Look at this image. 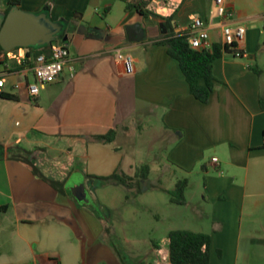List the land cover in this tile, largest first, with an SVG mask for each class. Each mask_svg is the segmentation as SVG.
I'll return each mask as SVG.
<instances>
[{"label": "crops", "instance_id": "1", "mask_svg": "<svg viewBox=\"0 0 264 264\" xmlns=\"http://www.w3.org/2000/svg\"><path fill=\"white\" fill-rule=\"evenodd\" d=\"M10 1L0 0V18ZM16 1L61 24L75 12L81 19L64 25L56 41L67 35L69 62L35 100L26 83L34 58L49 47L0 54L2 94L11 97H0V264H119L100 240L111 228L76 201L68 181L79 175L98 193L122 186L99 177L118 171L135 178L145 165L141 181L153 172L156 181L136 195L167 196L152 216L143 264H170L168 233L179 229L210 236L209 264H264V0H225L246 26L243 54L215 60L206 103L191 95L178 62L156 42L167 34L163 18L173 16L175 33L200 18L211 44L223 46L213 0H152L146 16L132 7L139 0ZM118 51L132 58V74H124ZM111 130L112 142L96 140ZM22 149L62 191L12 158ZM183 179L186 203H171L168 192Z\"/></svg>", "mask_w": 264, "mask_h": 264}, {"label": "trees", "instance_id": "2", "mask_svg": "<svg viewBox=\"0 0 264 264\" xmlns=\"http://www.w3.org/2000/svg\"><path fill=\"white\" fill-rule=\"evenodd\" d=\"M152 0H139L135 5L137 11L146 16L150 13L147 10L149 2ZM19 6L18 1L11 0L8 9L4 12L2 19L11 10L12 7ZM130 4L126 8H130ZM81 14L75 12L72 18L63 23L70 25L79 21ZM167 34L162 40L157 41L159 45H164L167 49V54L175 59L185 80L189 86L191 95L202 103H206L215 86V78L213 76V63L220 58L223 53L228 52V47L225 45H212L211 50L193 49L188 41L187 32L175 33L172 20L173 16L163 18ZM49 46H44L48 48ZM0 54L6 55L5 51L0 47ZM0 97L11 98L8 95L0 94ZM115 138V131L111 130L106 135L98 136L96 140L110 143ZM31 151L22 149V153L13 156L12 158L19 160L31 167L33 174L43 181L49 183L53 188L62 191L63 183L46 178L39 169L33 164L30 159ZM149 174V167L142 166L139 169L135 178L119 173L118 171L107 177H99L98 179L110 185H122L126 188H137V192L141 191L140 181L145 180ZM187 186V180H179L174 189L169 191L170 202L177 205L186 203L184 191ZM169 239V262L170 264H209L210 259V236L205 233L193 232L191 230L179 229L172 230L168 233ZM118 258L124 263L125 255L121 251L116 250Z\"/></svg>", "mask_w": 264, "mask_h": 264}, {"label": "rangeland", "instance_id": "3", "mask_svg": "<svg viewBox=\"0 0 264 264\" xmlns=\"http://www.w3.org/2000/svg\"><path fill=\"white\" fill-rule=\"evenodd\" d=\"M60 36H63L62 34ZM42 47H29L27 50L37 52ZM24 49V50H26ZM156 172H153L150 181H140L143 189L150 182H155ZM82 181L79 175L72 176L68 181L70 190L78 186ZM84 187L88 192L89 203L95 214L100 218L102 224L108 225L111 231L105 232L101 236V243L107 245L112 250L121 251L125 255L124 263L119 259V264H143V258L152 249L149 241L150 225L154 224L153 214L156 212L161 196L167 195L161 192H154V200L151 201L150 195L147 200L145 197L136 195L137 188H126L124 186L110 187L94 193V184L85 180ZM99 200L103 205H98Z\"/></svg>", "mask_w": 264, "mask_h": 264}, {"label": "built area", "instance_id": "4", "mask_svg": "<svg viewBox=\"0 0 264 264\" xmlns=\"http://www.w3.org/2000/svg\"><path fill=\"white\" fill-rule=\"evenodd\" d=\"M210 16L222 20V42L228 47V50L234 57L242 56L240 45L244 42L246 37V26L243 23L235 22L234 13L228 8L225 0H213V5L210 10ZM188 34V41L193 49L204 48L206 50L212 49L210 42L208 25L200 18H193ZM70 59V51L66 43L54 41L49 45L47 53L38 54L34 58V64L31 68L33 80L26 83L27 92L32 100L37 99L40 90L47 84L57 81L68 64ZM116 59L122 63L124 74L130 75L134 72L133 60L130 56L118 51ZM73 71V69H71ZM6 86V76L0 74V94ZM15 84L13 89H17ZM216 161V159H214ZM50 264H56L51 262Z\"/></svg>", "mask_w": 264, "mask_h": 264}, {"label": "water", "instance_id": "5", "mask_svg": "<svg viewBox=\"0 0 264 264\" xmlns=\"http://www.w3.org/2000/svg\"><path fill=\"white\" fill-rule=\"evenodd\" d=\"M64 25L52 21L46 13H31L12 7L4 20L0 18V47L5 52L16 48L44 47L56 41ZM67 35L62 38L67 41ZM71 193L79 204H88L89 196L82 181L72 187Z\"/></svg>", "mask_w": 264, "mask_h": 264}]
</instances>
